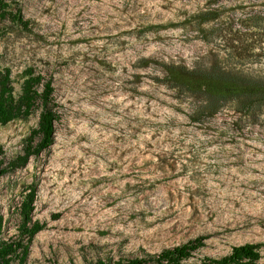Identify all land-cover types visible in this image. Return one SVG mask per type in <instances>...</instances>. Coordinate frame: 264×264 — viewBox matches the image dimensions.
I'll return each instance as SVG.
<instances>
[{
	"label": "rangeland",
	"instance_id": "1",
	"mask_svg": "<svg viewBox=\"0 0 264 264\" xmlns=\"http://www.w3.org/2000/svg\"><path fill=\"white\" fill-rule=\"evenodd\" d=\"M3 1L28 23L0 17V69L15 95L28 67L51 80L57 113L53 143L0 176V237L18 238L32 187L45 224L23 264H127L198 236L184 264L247 242L264 263V119L241 126L223 108L193 121V99L161 80L164 64L208 67L239 44L253 46L243 70L264 76L263 28L239 27L264 0ZM209 9L212 41L192 18ZM39 112L0 125L2 160L22 153Z\"/></svg>",
	"mask_w": 264,
	"mask_h": 264
},
{
	"label": "trees",
	"instance_id": "2",
	"mask_svg": "<svg viewBox=\"0 0 264 264\" xmlns=\"http://www.w3.org/2000/svg\"><path fill=\"white\" fill-rule=\"evenodd\" d=\"M9 4L0 0V17L10 14L14 20L27 26L28 20L23 19L21 12L7 10ZM213 9L199 11L192 18L197 24L199 32H206L203 39L206 41L221 37L216 32L218 28L209 29L202 26L216 17ZM250 21V22H248ZM243 32L255 31L259 38L262 29L264 37V15H248L244 17L240 26ZM236 29L235 31H239ZM210 35H213L212 37ZM241 37H238V40ZM216 40V39H215ZM258 39L255 40L257 42ZM248 43V42H247ZM252 46V44H248ZM246 45H230L232 52L225 53L220 61H215L208 67H187L181 64H164V76L161 79L165 85L176 92L180 99H193L190 118L199 121L203 115L217 113L223 108H229L238 113L237 123L241 126L259 123L264 119V76L245 72L241 67L247 57ZM253 47V46H252ZM228 47H226L227 49ZM252 50V49H251ZM23 81L18 95L14 87L8 68L0 69V125L16 118H27L34 107H40L37 127L34 128L26 139L22 153L15 155L8 161L0 158V176L8 170L23 167L31 156L39 154L49 147L54 141L55 120L57 113L52 108L53 85L49 79H44L40 72L32 67L26 68L22 73ZM2 148L0 147V153ZM35 188L32 187L21 201L20 224L18 238L6 240L0 237V264H11L14 255H18L19 264L28 253L29 242L34 235L44 228L45 224L33 220ZM1 228V218H0ZM205 237L198 236L184 244L165 248L157 254L129 259L127 264H184L183 260L189 257L193 250L203 244ZM19 250V252H18ZM260 244L247 242L234 245L230 253L219 258L206 257L197 264H264L260 262ZM88 264H109L102 259ZM116 264H121L117 262Z\"/></svg>",
	"mask_w": 264,
	"mask_h": 264
}]
</instances>
